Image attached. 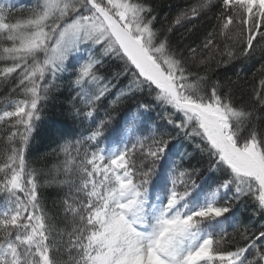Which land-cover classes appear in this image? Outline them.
<instances>
[{
  "label": "snow or ice",
  "instance_id": "obj_1",
  "mask_svg": "<svg viewBox=\"0 0 264 264\" xmlns=\"http://www.w3.org/2000/svg\"><path fill=\"white\" fill-rule=\"evenodd\" d=\"M175 7L157 28L153 0L25 8L0 0V86L9 89L0 109V264H264V0ZM205 18L212 30L200 44H173L177 26L196 36ZM257 56L249 90L217 78ZM106 61L117 62L110 74ZM62 78L75 92L68 114L91 130L69 139L53 125V151L64 159L45 170L30 154ZM237 88L247 96L239 105ZM48 188L59 190L55 212ZM242 205L252 215L241 224Z\"/></svg>",
  "mask_w": 264,
  "mask_h": 264
},
{
  "label": "trees",
  "instance_id": "obj_2",
  "mask_svg": "<svg viewBox=\"0 0 264 264\" xmlns=\"http://www.w3.org/2000/svg\"><path fill=\"white\" fill-rule=\"evenodd\" d=\"M155 4L158 5L156 16L157 23L156 27L159 28L161 25H167L171 22L172 18L175 16L178 9L175 7L177 4L184 3V0H153ZM197 34L193 36L190 33L186 32L185 27L179 28L176 27L174 32L171 34V40L174 45L182 47L184 42L187 40H194L195 44H200L204 38L207 36L208 32L212 30L213 20L210 18H205L203 20L197 21ZM190 27V25H187ZM198 36V38H197ZM195 46V45H194ZM259 56L255 57L249 61L237 62L234 65H229L226 69H219L217 72V78L224 80L225 78H231L234 81H238L240 86H243L245 90L248 89V85L255 83L253 80V73L258 67L257 61ZM117 67V62L106 61L105 66L101 69L102 73L110 74ZM192 71H198L195 65L192 66ZM67 74H65V77ZM124 81H122L123 83ZM247 82V84L245 83ZM59 87L54 89L49 96L48 102L43 106L41 112V122L38 123L36 139L33 141L32 151L30 154V160L34 162L35 166L42 167L45 170L50 169L54 164H57L59 161L63 160L64 157L57 156L53 151L57 148V144L53 142L51 138V131L53 125H60L63 127L64 132L66 133L69 139H79L82 136H86L91 130V122L85 120L83 123L75 121L68 114L72 97L75 96V92L72 91L69 87V80L62 78L58 81ZM9 89L4 86H0V109L3 108L5 101L4 97L8 96ZM234 102L236 104H242L247 101V96H241L240 89H235ZM111 97L103 101V104L100 109V119L104 118V110L109 104ZM141 100H151V97H138ZM127 105H121L113 112L114 116H119L125 111ZM160 112L159 108L153 109L152 116L155 118L157 113ZM98 123V121H97ZM94 127V125L92 126ZM108 135V133H106ZM111 138V137H110ZM59 139V137H56ZM107 142V141H104ZM0 146H3L0 143ZM195 163V161H193ZM199 182V181H198ZM58 189L48 188L44 190L45 200L47 207L55 212L56 210L52 208V203L54 200L59 201L60 196L57 195ZM63 193H60L62 195ZM235 220L242 223H247L249 217L252 215V209L250 206H239L234 209ZM59 227L63 228L62 223L58 224ZM239 225L233 223L230 227L225 225L229 234H234V228Z\"/></svg>",
  "mask_w": 264,
  "mask_h": 264
},
{
  "label": "rangeland",
  "instance_id": "obj_3",
  "mask_svg": "<svg viewBox=\"0 0 264 264\" xmlns=\"http://www.w3.org/2000/svg\"><path fill=\"white\" fill-rule=\"evenodd\" d=\"M12 2L18 7L19 5H25L26 3H31L32 2V0H12ZM26 2V3H25ZM179 28H181L180 26H179Z\"/></svg>",
  "mask_w": 264,
  "mask_h": 264
}]
</instances>
